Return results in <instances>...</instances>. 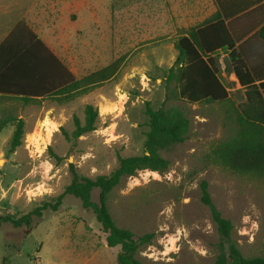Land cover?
I'll use <instances>...</instances> for the list:
<instances>
[{
  "label": "rangeland",
  "instance_id": "rangeland-1",
  "mask_svg": "<svg viewBox=\"0 0 264 264\" xmlns=\"http://www.w3.org/2000/svg\"><path fill=\"white\" fill-rule=\"evenodd\" d=\"M177 1L172 10L166 0H89L90 11L79 22L83 34L75 38L74 69L82 78L120 59L114 77L64 101H0V119L13 116L24 122L22 143L13 152L9 146L17 121L0 133V216L19 217L54 201L72 181L71 165L81 176L95 178L112 173L120 157L143 154L149 131L146 106L165 104L189 118L187 139L161 152L170 163L167 171L142 170L126 177L107 201L117 226L132 231L135 240L154 235L139 245L137 259L143 264L215 263L220 240L200 199L203 181L232 222V239L243 257H264V177L235 174L212 157L215 147L234 133L233 106L240 108L245 101L244 89L229 86V103L166 101L173 44L185 31H169ZM218 61L224 63L225 56ZM88 104L99 111L96 129L67 139L65 133L75 129L74 117L84 122ZM47 129H53L48 141ZM99 194L93 190V202H99ZM119 249L107 246L93 211L71 195L57 212L45 211L31 229L0 225V264H118Z\"/></svg>",
  "mask_w": 264,
  "mask_h": 264
},
{
  "label": "trees",
  "instance_id": "trees-1",
  "mask_svg": "<svg viewBox=\"0 0 264 264\" xmlns=\"http://www.w3.org/2000/svg\"><path fill=\"white\" fill-rule=\"evenodd\" d=\"M215 1L220 6L218 11L200 25L186 30L185 35L174 43L177 57L165 76L166 101L177 99L192 104L229 103L228 87L239 84L244 89L245 101L240 108L233 106L231 123L234 133L215 147L212 157L235 174L264 177V23L241 31L240 22H244L251 13L240 15L244 11L242 9L229 12L223 7L222 0ZM220 55L225 56L223 64L226 76L234 73L238 83L232 80L226 83L221 77ZM120 63V59L115 60L105 68L73 79L44 99L61 98L64 101V98L81 89L89 91L102 85L114 77ZM19 99L26 104L40 101L30 97ZM145 113L149 131L146 133L143 154L120 157L119 165L112 173L95 178L81 176L71 165L72 181L54 201L45 202L19 217L0 216V225L11 223L16 228L31 229L45 211L57 212L63 199L71 195L80 200L84 209L93 211L105 233L107 246L120 248L116 256L118 264H143L136 257L139 245L149 243L154 235H143L135 240L132 231L118 227L107 206L109 195L124 178L139 171H167L170 163L161 152L183 143L191 126L186 114L167 108L165 104L158 109L147 104ZM84 114L83 123L74 117L75 129L71 135L65 133L67 139H79L96 129L98 109L88 104ZM14 121L17 124L10 141V152L22 143L24 122L13 116L0 119V133ZM94 189L100 191L98 203L92 201ZM200 190L201 202L209 209L220 240V253L214 264H264V257H243L232 239L234 226L214 204L206 181L200 184Z\"/></svg>",
  "mask_w": 264,
  "mask_h": 264
},
{
  "label": "crops",
  "instance_id": "crops-1",
  "mask_svg": "<svg viewBox=\"0 0 264 264\" xmlns=\"http://www.w3.org/2000/svg\"><path fill=\"white\" fill-rule=\"evenodd\" d=\"M176 1L165 3L173 10ZM177 2L179 11L169 18L171 33L200 25L220 7L215 0ZM221 2L229 12L242 9L240 15L251 13L240 22L241 31L264 23V0ZM88 4L89 0H0V101L23 97L43 100L81 78L74 69V43L83 34L79 22L90 11V4L85 7ZM173 49L176 51L174 44ZM102 97L106 98L104 92Z\"/></svg>",
  "mask_w": 264,
  "mask_h": 264
},
{
  "label": "built area",
  "instance_id": "built-area-1",
  "mask_svg": "<svg viewBox=\"0 0 264 264\" xmlns=\"http://www.w3.org/2000/svg\"><path fill=\"white\" fill-rule=\"evenodd\" d=\"M221 70H222V76L223 77H226V78H228V79H230V80H232V77H234V79L235 80H232V81H235V82H237L238 83V81H237V78H236V75L234 74V73H232L229 77H227L226 76V74H225V65L222 63V66H221ZM237 85H239V84H237ZM240 86V85H239ZM263 96H264V93H263ZM174 252V251H173ZM171 253V252H170ZM169 255V254H168Z\"/></svg>",
  "mask_w": 264,
  "mask_h": 264
},
{
  "label": "bare ground",
  "instance_id": "bare-ground-1",
  "mask_svg": "<svg viewBox=\"0 0 264 264\" xmlns=\"http://www.w3.org/2000/svg\"><path fill=\"white\" fill-rule=\"evenodd\" d=\"M102 110V113H106V110L105 109H101ZM53 131V129H47V141L48 139H50V136H51V132ZM50 141V140H49Z\"/></svg>",
  "mask_w": 264,
  "mask_h": 264
}]
</instances>
